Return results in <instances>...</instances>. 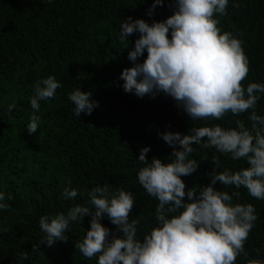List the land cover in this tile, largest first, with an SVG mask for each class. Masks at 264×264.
Returning <instances> with one entry per match:
<instances>
[{
    "label": "trees",
    "instance_id": "obj_1",
    "mask_svg": "<svg viewBox=\"0 0 264 264\" xmlns=\"http://www.w3.org/2000/svg\"><path fill=\"white\" fill-rule=\"evenodd\" d=\"M154 0H0V192L5 194L7 210H0V264H98V256L87 259L75 248L77 241L90 230L91 216L83 222H71L67 242L57 241L49 247L39 245L44 233L39 227L43 215L54 217L77 205L93 207L90 193L94 187L108 185L110 193L130 192L134 198L132 219H139L137 238L143 240L158 226L155 209L158 200L149 196L138 181V172L146 165L139 161L141 150L150 148L146 159L171 162L173 148L160 133L192 134L193 127H236V120H248L252 109L238 116L227 113L222 119L195 120L170 96L160 92L153 98L126 93L122 71L134 63L128 59L140 34L129 41L119 39L121 22L143 19L149 25L163 22L175 12L173 0H164L150 16ZM239 4V7H234ZM227 14H215L220 34L231 33L241 41L249 72L242 81L264 84V0H229ZM169 38L171 35L169 33ZM147 58V52L138 62ZM49 76L62 87L55 96L40 101L34 113L30 98L34 85ZM81 89L98 102L91 115H75L69 93ZM255 111L264 117V93ZM15 105L11 111L9 108ZM40 117L38 131L29 134L31 116ZM207 137L203 138L206 142ZM189 159L200 166L190 176L181 177L185 191L211 184L210 173L236 172L249 167L246 160L234 161L231 154L215 148H200ZM176 150H180L177 146ZM213 157H219L215 168ZM70 182V183H69ZM233 196L232 205L252 204L257 220L235 264L264 262V200L251 197L247 189L214 186ZM65 188L78 191L67 200ZM11 199H8V197ZM187 201V196L185 197ZM182 211V210H181ZM101 223L113 237L121 238L105 216ZM37 245L38 250L33 251ZM27 252L23 259L21 253Z\"/></svg>",
    "mask_w": 264,
    "mask_h": 264
},
{
    "label": "clouds",
    "instance_id": "obj_2",
    "mask_svg": "<svg viewBox=\"0 0 264 264\" xmlns=\"http://www.w3.org/2000/svg\"><path fill=\"white\" fill-rule=\"evenodd\" d=\"M173 3L174 14L163 22L149 25L143 19L133 21L131 17L121 22V43L129 41L128 37L134 33L140 34L128 55L134 66L124 69L120 76L124 91L140 98L145 95L155 98L163 92L192 121L219 120L229 112L238 116L252 109L248 117L251 128L244 121L236 120V127L227 130L215 126L193 127L192 134L188 135L160 133L173 148L174 159L167 164L159 158L149 163L146 156L150 148L141 150L139 161L146 166L138 172V181L149 196L158 200L155 209L158 226L143 240L137 238L139 219L130 222L133 195L123 190L110 193L108 185H104L91 190V209L77 205L67 215L41 216L39 227L45 235L39 245L46 243L51 247L57 241L67 242L65 233L70 223L83 222L85 216H91L90 230L82 241L75 243V248L87 259L98 256V264H235L241 253L248 255L244 244L258 218L255 208L252 204L233 206V196L239 197L240 193L229 195L214 186L219 182L224 186L243 187L251 197L264 200V117L255 111L260 99L257 93H264V84L243 87L249 68L241 41L231 33L220 34L218 21L213 19L217 13L227 14L229 0H173ZM163 4L164 0H154L148 14L151 16ZM234 7L238 8L239 4ZM145 51L147 58L139 63ZM60 87L52 76L37 81L35 94L30 98L34 113L40 111V101L53 98ZM91 96L81 89L69 93L76 116L91 115L99 106ZM14 107L11 105L9 111ZM39 120V116H31L27 125L30 135L38 131ZM205 137L207 140L203 142ZM193 144L231 154L234 161L244 159L249 167L236 172L214 171L210 173L209 186L186 192L181 177L192 175L200 166L197 160L189 159L195 151ZM177 146L180 150H176ZM212 162L216 169L220 167L219 157H213ZM78 194L70 188L63 191L67 200ZM4 200L5 194L0 192V201ZM8 208L7 203L0 202V210ZM105 216L123 233L121 238L109 239L110 230L101 223ZM37 250L38 246L34 245L33 251ZM21 256L27 259L28 253L23 252ZM248 264L264 262L250 259Z\"/></svg>",
    "mask_w": 264,
    "mask_h": 264
}]
</instances>
